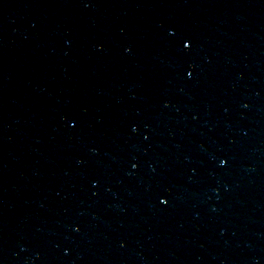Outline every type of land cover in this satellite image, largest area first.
Returning <instances> with one entry per match:
<instances>
[{
  "label": "water",
  "instance_id": "95a60500",
  "mask_svg": "<svg viewBox=\"0 0 264 264\" xmlns=\"http://www.w3.org/2000/svg\"><path fill=\"white\" fill-rule=\"evenodd\" d=\"M0 264H264V0H0Z\"/></svg>",
  "mask_w": 264,
  "mask_h": 264
},
{
  "label": "snow or ice",
  "instance_id": "6c2138e0",
  "mask_svg": "<svg viewBox=\"0 0 264 264\" xmlns=\"http://www.w3.org/2000/svg\"><path fill=\"white\" fill-rule=\"evenodd\" d=\"M189 46H190L189 42H184V43H183V47H184L185 49H187ZM189 75H190V74H189ZM220 163L223 165L225 162H224L223 160H221ZM133 167H135V165H133ZM160 202H161L162 204L167 203V201H166V200H163V199H162Z\"/></svg>",
  "mask_w": 264,
  "mask_h": 264
}]
</instances>
